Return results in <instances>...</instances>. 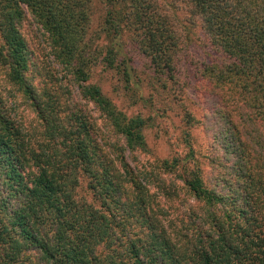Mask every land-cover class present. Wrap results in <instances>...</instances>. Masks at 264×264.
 Returning <instances> with one entry per match:
<instances>
[{
  "label": "trees",
  "instance_id": "1",
  "mask_svg": "<svg viewBox=\"0 0 264 264\" xmlns=\"http://www.w3.org/2000/svg\"><path fill=\"white\" fill-rule=\"evenodd\" d=\"M91 3L0 0V67L37 118L21 128L0 100V264H264V0H103L96 33ZM26 13L66 72L49 85L27 76ZM194 29L207 50L189 72L212 105L208 157L218 171L206 184L205 154L185 130L184 155L157 163L175 179L169 191L127 159L147 151L159 116L137 60L156 96L187 86L177 76L198 44ZM98 65L142 112L127 114L91 83ZM176 105L184 110L180 100L166 106ZM160 199L175 203L174 218Z\"/></svg>",
  "mask_w": 264,
  "mask_h": 264
},
{
  "label": "rangeland",
  "instance_id": "2",
  "mask_svg": "<svg viewBox=\"0 0 264 264\" xmlns=\"http://www.w3.org/2000/svg\"><path fill=\"white\" fill-rule=\"evenodd\" d=\"M91 5L88 32L96 33L100 29L104 14L103 0H92ZM20 32L27 46V63L29 65L27 76L31 81L37 84L43 77L45 78L44 82L49 85L51 81L58 80L63 75L66 76V72H63L61 67L55 64L52 57L49 55V45L42 37L38 25L33 22V19L28 13H26L25 20L20 24ZM193 32L194 34L190 42L193 41L198 44H191L192 48H190L191 50L189 53L187 52L188 60L184 66L186 72H180L177 76L180 82H186L187 86H176L175 89H171L170 91L166 90L162 92L159 97L156 96L157 91L152 90L153 85L150 84L152 82H149L150 73L145 69L147 66L143 64L145 61L141 58L137 60L140 65L137 73L138 86L143 89L145 95L148 94L152 97V108L154 110L158 109L157 114L160 117H154V120L151 123L152 126L145 131L148 148L147 151L143 153H127V159L132 166L137 164L138 167H141V169L145 170L148 174L153 172L159 177H162V180H165V184L169 191V186L171 184L169 181H175V179L168 174H161L162 169L156 171L157 163L158 160L172 159L184 155L185 148L182 143V133L185 130H188L192 138H194L193 146L195 151L205 154L201 160V169L206 184L213 185L218 171L217 163L208 157L209 148L213 147V144H211L212 135L216 131L214 130L213 125H211L214 121L210 116V108L212 105L209 98L205 97V93L194 87L198 82V79H195V77L189 72L192 68L190 63L192 64L201 59L203 53L207 50L203 46V42H201L200 32L197 29H194ZM90 74L91 83L97 84L102 89L103 94L111 99L124 112L127 114L142 112L143 108L141 106L139 107L138 104L130 102L131 100L128 99V93L123 90V85L115 73L104 70L98 65L91 69ZM66 84L67 79L64 86H66ZM70 90L73 91L75 88L72 87ZM0 100H2L3 104H1V106L4 110H6L9 115L19 123L21 128L29 129L31 126L37 125V118L32 108L29 106L28 101L24 99L19 91H17L16 87L7 81L5 71L1 67ZM176 100H178V103L179 100L183 102L184 110L190 115L191 122H188L187 119L184 121L182 120L180 114L184 110L180 112L181 109L179 110L177 105L174 106L173 109L167 107L171 102H176ZM80 102L85 105L89 111L93 110L91 104H88L85 101ZM163 108L166 110L163 111ZM97 115L98 114L96 113L95 116ZM97 124L98 128L100 127V136H108L109 134L102 126H100L101 120H98ZM176 181L179 182V180ZM157 184L158 182L156 181L154 184L155 188L153 187V189H151L155 193L158 191ZM158 194L160 195V192H158ZM160 200L163 208L162 214H170L167 218H171L172 216L174 218L175 203L168 202L165 199ZM31 255L35 261L37 257L33 253H31Z\"/></svg>",
  "mask_w": 264,
  "mask_h": 264
}]
</instances>
